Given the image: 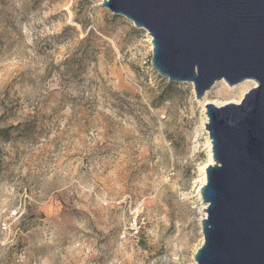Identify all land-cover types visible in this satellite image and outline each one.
<instances>
[{"label":"rangeland","instance_id":"374dc122","mask_svg":"<svg viewBox=\"0 0 264 264\" xmlns=\"http://www.w3.org/2000/svg\"><path fill=\"white\" fill-rule=\"evenodd\" d=\"M152 39L103 0H0V264L195 261L207 104L241 91L170 82Z\"/></svg>","mask_w":264,"mask_h":264},{"label":"water","instance_id":"95a60500","mask_svg":"<svg viewBox=\"0 0 264 264\" xmlns=\"http://www.w3.org/2000/svg\"><path fill=\"white\" fill-rule=\"evenodd\" d=\"M152 36L153 67L193 82L258 85L240 104H207L214 163L201 188L204 242L189 264H264V0H103ZM165 264V263H162Z\"/></svg>","mask_w":264,"mask_h":264},{"label":"bare ground","instance_id":"6f19581e","mask_svg":"<svg viewBox=\"0 0 264 264\" xmlns=\"http://www.w3.org/2000/svg\"><path fill=\"white\" fill-rule=\"evenodd\" d=\"M258 83L256 80L254 79H245L244 81L236 84V85H233V87L231 88L232 90H240L241 93L240 95H238L237 97H235L233 100L231 101H227V102H219V100H215V101H212L214 104H216L217 106H223V105H226L228 103H231V102H234V103H237V104H240L245 93L248 92L251 88L257 86ZM230 91V90H229ZM210 91H207L206 92V95H208ZM211 101V100H210ZM207 155H208V158H207V161L206 163L203 165V168H202V178H201V187L199 189V195H200V198L202 200V197H201V188L206 184L207 182V168L210 164H213L214 163V157H213V149H212V140L211 138L209 137L208 138V141H207ZM202 208L204 210V216L202 217V219L205 217L206 213H205V208H207V204L205 202H203L202 204Z\"/></svg>","mask_w":264,"mask_h":264}]
</instances>
